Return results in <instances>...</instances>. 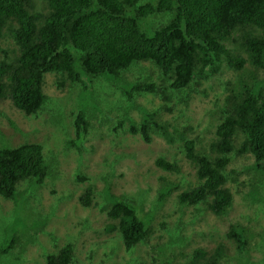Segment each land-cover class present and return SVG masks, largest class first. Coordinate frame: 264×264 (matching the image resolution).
Instances as JSON below:
<instances>
[{
  "label": "trees",
  "instance_id": "16d2710c",
  "mask_svg": "<svg viewBox=\"0 0 264 264\" xmlns=\"http://www.w3.org/2000/svg\"><path fill=\"white\" fill-rule=\"evenodd\" d=\"M33 7L34 0H0V39L12 36L18 52L12 57L8 48L0 45V104L9 99L25 114L34 115L45 104L46 73H54L51 83L61 90L82 83V76L120 77L132 63L147 62L153 67L152 80L122 89L120 102L130 105L136 94H154L162 104L158 109H145L140 120L126 115L119 124L128 119V131L146 142H151L156 132L169 141H174L175 135L182 140L198 182L179 194V202H203L214 214H225L233 201L226 186L231 154L250 153L255 166L264 168V75H257L264 72V0H46V13ZM150 16L165 19L150 23ZM246 64L251 66V78L241 72ZM226 68L240 72V77L225 85L227 94L218 105L215 137L206 152L199 148V137H189L174 126L169 131L170 122L162 120L158 112L174 111L180 102L189 101L191 92L208 94L212 86L205 82ZM74 126V137L84 140L92 126L85 111L77 112ZM76 139H70L72 144L76 145ZM43 151L41 144L31 142L0 148L2 197L11 199L21 178L44 181L49 165L44 162ZM155 163L166 171H180L177 162L162 156ZM81 175L80 179H89L86 173ZM92 196L93 188L87 187L80 195L81 203L91 205ZM111 201L105 211L114 221L108 222L106 229L117 231L125 251L131 252L147 238V224L133 201L122 196H113ZM236 227L230 225L227 236L244 251L248 240ZM15 241H8L6 251ZM77 249L83 254V249ZM223 249L219 244L199 261L205 251L198 248L190 258L198 264H219ZM75 250V242H67L43 264H72ZM89 251L91 255L94 248ZM93 260L97 261L95 257ZM100 261L102 264L104 258ZM154 264L163 263L157 260Z\"/></svg>",
  "mask_w": 264,
  "mask_h": 264
},
{
  "label": "rangeland",
  "instance_id": "374dc122",
  "mask_svg": "<svg viewBox=\"0 0 264 264\" xmlns=\"http://www.w3.org/2000/svg\"><path fill=\"white\" fill-rule=\"evenodd\" d=\"M33 10L46 13V0H34ZM161 19L165 18L150 16L148 22L159 24ZM0 45L8 48L12 57L18 54L12 36L1 38ZM2 54L0 51V57ZM130 68L120 77L82 76L81 84L61 90L51 83L54 73H46L45 104L34 115L25 114L9 99L1 102L0 148L39 143L49 171L42 183L34 177L21 178L11 199L0 194V264H43L49 254L71 241L76 244L72 264H101V258L102 264H154L157 260L198 264L219 244L224 248L219 264H264V168L255 166L250 153L231 154L226 186L233 201L223 215L206 209L203 202L180 203L179 194L198 182L182 149L183 141L176 135L169 141L156 132L151 142H146L128 131V119L119 124L126 115L140 120L145 109H158L162 104L154 94H136L130 105L120 102L122 89L153 77V67L147 62H134ZM250 68L246 64L241 71L246 78H251ZM239 73L224 69L205 82L212 86L208 94L191 92L188 102H180L172 112L159 110L158 116L170 122L169 131L174 126L189 137H199V148L207 152L220 119L218 105L227 94L225 85L237 81ZM82 110L92 124L84 140L74 137L75 116ZM70 139H76V145ZM160 156L177 162L180 171L158 167L155 160ZM85 173L89 179L84 181L80 177ZM87 187L93 188L92 204L84 206L80 195ZM113 196L133 201L148 227L147 238L131 252L125 251L117 231L106 229L107 223L114 221L105 211ZM234 224L248 240L241 252L227 236ZM11 239L15 244L6 251ZM77 248L83 249V254ZM92 248L89 260L85 259ZM198 248L205 251L204 256L194 262L190 257Z\"/></svg>",
  "mask_w": 264,
  "mask_h": 264
},
{
  "label": "clouds",
  "instance_id": "9594fccd",
  "mask_svg": "<svg viewBox=\"0 0 264 264\" xmlns=\"http://www.w3.org/2000/svg\"><path fill=\"white\" fill-rule=\"evenodd\" d=\"M13 38V37H12ZM16 43V42H15ZM17 45V44H16ZM9 54V53H8ZM11 56V55H10ZM81 82V81H80ZM80 82H78V83H76V84H74V85H78V84H81ZM91 256V255H90ZM90 258V257H89ZM85 259H86V257H85ZM89 260V259H88ZM86 264H89V262H87L86 261ZM90 264H92V263H90Z\"/></svg>",
  "mask_w": 264,
  "mask_h": 264
}]
</instances>
